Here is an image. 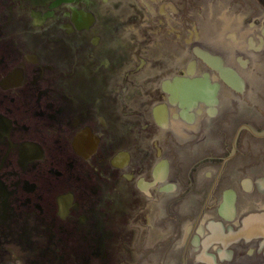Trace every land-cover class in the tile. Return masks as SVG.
Returning a JSON list of instances; mask_svg holds the SVG:
<instances>
[{
    "label": "flooded vegetation",
    "instance_id": "obj_1",
    "mask_svg": "<svg viewBox=\"0 0 264 264\" xmlns=\"http://www.w3.org/2000/svg\"><path fill=\"white\" fill-rule=\"evenodd\" d=\"M227 1L0 0V264H264V0Z\"/></svg>",
    "mask_w": 264,
    "mask_h": 264
},
{
    "label": "rangeland",
    "instance_id": "obj_2",
    "mask_svg": "<svg viewBox=\"0 0 264 264\" xmlns=\"http://www.w3.org/2000/svg\"><path fill=\"white\" fill-rule=\"evenodd\" d=\"M206 1H207L208 5H209L210 1H216V0H206ZM223 1H225V0H223ZM219 2H220V0H219ZM227 2H228V6L231 9V11L236 12L238 14H245V12H246L245 9L246 8H245V6L243 4H241V2L239 0H228ZM202 5L207 10H209V6L208 5H206L205 3H203ZM214 12L216 14L215 8H214ZM251 74H252L251 78H254L256 80H261L262 82L264 81V59H262L261 62H260V67L258 68V72H254V73L252 72Z\"/></svg>",
    "mask_w": 264,
    "mask_h": 264
}]
</instances>
